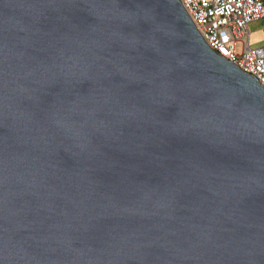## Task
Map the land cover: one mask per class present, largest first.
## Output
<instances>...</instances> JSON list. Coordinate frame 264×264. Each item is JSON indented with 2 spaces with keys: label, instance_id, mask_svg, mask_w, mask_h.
Masks as SVG:
<instances>
[{
  "label": "water",
  "instance_id": "1",
  "mask_svg": "<svg viewBox=\"0 0 264 264\" xmlns=\"http://www.w3.org/2000/svg\"><path fill=\"white\" fill-rule=\"evenodd\" d=\"M0 264H264V86L180 0H0Z\"/></svg>",
  "mask_w": 264,
  "mask_h": 264
},
{
  "label": "built area",
  "instance_id": "2",
  "mask_svg": "<svg viewBox=\"0 0 264 264\" xmlns=\"http://www.w3.org/2000/svg\"><path fill=\"white\" fill-rule=\"evenodd\" d=\"M207 45L264 86V43L250 45L249 23L259 20L264 38V0H180ZM241 41L240 52L235 44Z\"/></svg>",
  "mask_w": 264,
  "mask_h": 264
},
{
  "label": "rangeland",
  "instance_id": "3",
  "mask_svg": "<svg viewBox=\"0 0 264 264\" xmlns=\"http://www.w3.org/2000/svg\"><path fill=\"white\" fill-rule=\"evenodd\" d=\"M249 28H250V44L256 45L262 43L263 42L262 33L260 27L258 26V23H251L249 25ZM241 44H242L241 41H238L235 44L237 53L240 52Z\"/></svg>",
  "mask_w": 264,
  "mask_h": 264
},
{
  "label": "crops",
  "instance_id": "4",
  "mask_svg": "<svg viewBox=\"0 0 264 264\" xmlns=\"http://www.w3.org/2000/svg\"><path fill=\"white\" fill-rule=\"evenodd\" d=\"M251 23H258V26L260 27V25H261V22L259 21V20H257V21H253V22H251ZM251 23H249V25L251 24ZM249 27V26H248ZM249 31H250V28H249ZM262 33V32H261ZM262 39H263V42L262 43H260V44H256V45H261V44H263L264 43V38H263V36H262ZM251 45V44H250ZM256 45H252V46H256Z\"/></svg>",
  "mask_w": 264,
  "mask_h": 264
}]
</instances>
